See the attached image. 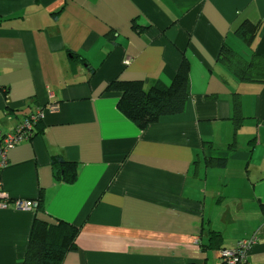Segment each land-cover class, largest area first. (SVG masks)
<instances>
[{
  "label": "crops",
  "instance_id": "1",
  "mask_svg": "<svg viewBox=\"0 0 264 264\" xmlns=\"http://www.w3.org/2000/svg\"><path fill=\"white\" fill-rule=\"evenodd\" d=\"M245 21L262 24L251 47L235 36ZM224 45L264 56V0H0V131L33 128L9 151L0 192L40 204L0 209V264H23L36 220L81 228L63 264H222L202 247L210 231L223 249L256 239L248 261L264 264V83L222 67ZM182 54L184 113L140 130L109 84L167 88ZM57 157L77 164L75 184L56 181Z\"/></svg>",
  "mask_w": 264,
  "mask_h": 264
},
{
  "label": "trees",
  "instance_id": "2",
  "mask_svg": "<svg viewBox=\"0 0 264 264\" xmlns=\"http://www.w3.org/2000/svg\"><path fill=\"white\" fill-rule=\"evenodd\" d=\"M261 22L245 21L235 32V36L246 46L251 47L259 35ZM134 31L140 35L145 32L135 21ZM182 60L172 84L165 88L154 85L149 89L141 81L127 82L115 80L109 84L107 93L120 95L118 110L132 121L140 130L158 124L168 116L184 113L190 97V61L182 54ZM83 63L85 59L77 57ZM218 62L240 83H264V56L254 55L250 61L245 60L228 45L221 49ZM234 127L240 129L245 120L241 112L240 97L234 96ZM38 132L43 128L40 123L36 126ZM225 161H210L209 165L224 166ZM54 165L59 166L55 179L59 183L73 185L78 180L77 164L68 163L57 157ZM81 228L64 221L50 224L36 220L30 236L23 264H63L69 253L78 250L77 238ZM208 244L202 245L204 250H220L223 252V239L220 233L208 232ZM231 249V248H230Z\"/></svg>",
  "mask_w": 264,
  "mask_h": 264
},
{
  "label": "built area",
  "instance_id": "3",
  "mask_svg": "<svg viewBox=\"0 0 264 264\" xmlns=\"http://www.w3.org/2000/svg\"><path fill=\"white\" fill-rule=\"evenodd\" d=\"M32 120H26L19 128L13 133L3 134L0 131V173L8 160V153L11 149L15 148L19 142L30 139L32 136ZM2 187L0 177V190ZM15 210L32 212L37 211L40 207L38 201H22L15 200L10 202L2 200L0 192V209H8L12 205ZM256 239L242 240L235 244L231 249H226L221 252L222 264H250L248 255L256 243Z\"/></svg>",
  "mask_w": 264,
  "mask_h": 264
}]
</instances>
